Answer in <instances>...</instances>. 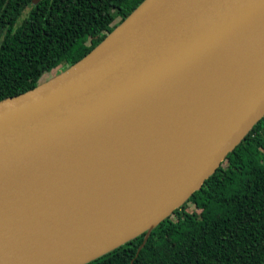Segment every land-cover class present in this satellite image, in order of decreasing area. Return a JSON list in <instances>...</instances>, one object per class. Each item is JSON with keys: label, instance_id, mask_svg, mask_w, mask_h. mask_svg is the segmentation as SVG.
I'll return each mask as SVG.
<instances>
[{"label": "water", "instance_id": "1", "mask_svg": "<svg viewBox=\"0 0 264 264\" xmlns=\"http://www.w3.org/2000/svg\"><path fill=\"white\" fill-rule=\"evenodd\" d=\"M231 47L161 122L148 116ZM263 117L264 0H143L84 57L0 100V264H85L148 233ZM107 138L118 153L92 152ZM151 160L143 187L158 179L105 211L110 177Z\"/></svg>", "mask_w": 264, "mask_h": 264}, {"label": "trees", "instance_id": "2", "mask_svg": "<svg viewBox=\"0 0 264 264\" xmlns=\"http://www.w3.org/2000/svg\"><path fill=\"white\" fill-rule=\"evenodd\" d=\"M142 1L0 0V100L84 57ZM85 264H264V118L169 217Z\"/></svg>", "mask_w": 264, "mask_h": 264}, {"label": "bare ground", "instance_id": "3", "mask_svg": "<svg viewBox=\"0 0 264 264\" xmlns=\"http://www.w3.org/2000/svg\"><path fill=\"white\" fill-rule=\"evenodd\" d=\"M235 52V47H231V48H228L226 50H224L220 56L222 55L220 61L217 60L216 62H214L213 65H211L210 67L206 66L202 69H200L199 71H197L193 77V75L191 76V78L187 79L182 85H181V89L182 90H185L186 92L185 93H182L183 91H180V92H177L176 94H173L171 97H168V95L166 96H163L161 97V100L155 105L153 106L152 108H155L153 111H151V108H150V112L148 114V116H150V113L151 115H153L154 117V121L155 123L157 124L158 122H161L163 119H164V116H165V112L163 111V104H165L167 102V108L166 110L168 109H171L173 106H172V101H175L176 102V106L177 103L184 99L191 91L197 89V88H201V83L208 78L210 72L213 70V68L215 69L221 62V60H223L224 58H226V56H228L229 54H232ZM219 56V57H220ZM184 94L183 96L179 94ZM180 97V98H179ZM159 104V105H158ZM166 105V104H165ZM163 112H164V115H163ZM160 120H158V118L162 117ZM158 128V126H153L152 127V130H156ZM133 129H136V128H133ZM142 141H143V138L140 134H135L133 135L132 134V143L129 144L130 147H135L137 148L139 145H145V144H142ZM114 142V143H113ZM115 139L113 138H107V139H104L102 141H99L97 143H92V145H89L90 149L92 150V152H96V151H100L102 152L104 149L107 151V152H112V153H118L117 151H111V149H117L118 147L116 146H111L112 144L115 145ZM111 146V147H109ZM107 147V149H106ZM104 150V151H105ZM135 155V153L133 154ZM65 160V156H62L61 158H55L53 160H51L49 163L45 164L43 168H41L40 171H42L40 173V175H47V171H49L50 169L53 170H59L57 169L56 167L59 166L60 164H62ZM155 162V161H153ZM150 165H148L149 167L146 169L144 168V166L146 165V161L145 162H141V168L138 169L137 166H133V164L130 163L129 165V169L127 171H125V173L123 174H126V173H133V174H129L128 176H122L123 174H119V175H112L110 177V187H111V191H112V195L110 196L109 199H107V201L109 202V207H105L104 210L105 211H112L114 210L117 206H120L122 204L125 203V199L127 197H129L130 195H134V194H137L141 191H143L145 189V187L149 184V182L151 181H155L158 179V177H156L157 174H155V177L149 181L146 182L145 184V187H143L144 183H145V175H148V173H150L149 171H151L152 169V160L150 161ZM157 163V162H155ZM158 164V163H157ZM161 166L162 165H158L157 167V170L159 171V168L161 169ZM137 170V171H136ZM136 171V172H135ZM121 178L123 179V181L121 182ZM117 179V180H116ZM143 187V188H142Z\"/></svg>", "mask_w": 264, "mask_h": 264}, {"label": "rangeland", "instance_id": "4", "mask_svg": "<svg viewBox=\"0 0 264 264\" xmlns=\"http://www.w3.org/2000/svg\"><path fill=\"white\" fill-rule=\"evenodd\" d=\"M28 9V8H27ZM27 9L23 12V15H25V13L27 12ZM66 69V68H65ZM62 70L64 69H53L52 71H50L49 73H45L43 76H42V79H41V82L45 81V80H48L49 78L53 77L54 75L60 73ZM264 118V117H263Z\"/></svg>", "mask_w": 264, "mask_h": 264}]
</instances>
